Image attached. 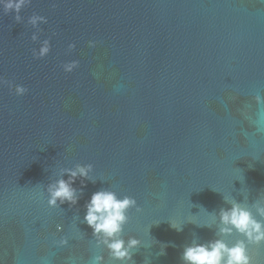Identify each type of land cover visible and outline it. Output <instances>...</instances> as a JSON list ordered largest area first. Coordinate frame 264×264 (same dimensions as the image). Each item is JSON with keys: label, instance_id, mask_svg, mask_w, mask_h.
Listing matches in <instances>:
<instances>
[{"label": "water", "instance_id": "obj_1", "mask_svg": "<svg viewBox=\"0 0 264 264\" xmlns=\"http://www.w3.org/2000/svg\"><path fill=\"white\" fill-rule=\"evenodd\" d=\"M33 13L48 21L35 42ZM13 15L0 12V77L28 91L0 84V264H90L97 253L122 264L81 222L100 187L140 208L128 210L123 235L141 245L125 264H183L193 233L213 238L223 195L251 203L264 191V104L252 99L264 96V0H31L25 22ZM45 38L49 53L34 58ZM78 163L93 164L96 182L76 205L50 208L44 185ZM249 255L264 264V243Z\"/></svg>", "mask_w": 264, "mask_h": 264}, {"label": "clouds", "instance_id": "obj_2", "mask_svg": "<svg viewBox=\"0 0 264 264\" xmlns=\"http://www.w3.org/2000/svg\"><path fill=\"white\" fill-rule=\"evenodd\" d=\"M31 3V0H0V12L8 14L12 12L13 19L17 23L25 22L20 15L21 9ZM47 17L33 13L27 17L26 23L31 25L35 31L31 33L32 41L38 40V33L41 31L39 25L46 24ZM54 34V33H53ZM88 46L94 48L98 41L88 40ZM51 48L50 38L39 42V48L32 49L34 58L45 57ZM68 50L75 48L74 43L67 45ZM79 66L76 59L63 62L61 67L64 72L70 73ZM7 84L9 90L14 88L17 96L24 95L28 89L21 84L13 85L12 81H6L0 77V84ZM257 105L264 104V96L260 92L252 97ZM93 171V164H76L73 168H65L59 178L49 181L44 185V192L47 196V205L50 208H60L67 203L69 207L76 205L80 199L78 193H83L86 181L95 183L90 175ZM66 176V178H65ZM77 178L80 180V188L75 187ZM103 179L101 183L103 184ZM243 199L237 200L232 196L223 195L224 202L228 207H220L213 216L215 231L213 238L201 241L200 237L193 233L191 241L184 245L181 253L183 264H253L249 255V246L264 243V191L249 203L248 193H242ZM135 208L140 211L139 205L133 196L118 195L111 187H100L93 191L83 204L84 214L82 223L91 229V239L97 249H106L112 261H120L122 264L132 261L133 250L141 245V240L136 236L123 235L124 225L128 222V210ZM211 228V225H200ZM170 227L177 232L183 230V224L170 223ZM61 224L56 225L59 232ZM233 233L240 238L229 242L226 237ZM57 246H64L68 238L61 235L55 241ZM163 253V251L161 252ZM90 264H105V257L97 253L91 257ZM148 264V261L145 262Z\"/></svg>", "mask_w": 264, "mask_h": 264}]
</instances>
